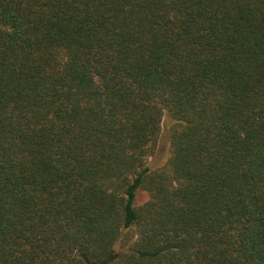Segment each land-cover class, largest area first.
<instances>
[{"label": "trees", "instance_id": "trees-1", "mask_svg": "<svg viewBox=\"0 0 264 264\" xmlns=\"http://www.w3.org/2000/svg\"><path fill=\"white\" fill-rule=\"evenodd\" d=\"M0 264H264V0H0Z\"/></svg>", "mask_w": 264, "mask_h": 264}, {"label": "rangeland", "instance_id": "rangeland-1", "mask_svg": "<svg viewBox=\"0 0 264 264\" xmlns=\"http://www.w3.org/2000/svg\"><path fill=\"white\" fill-rule=\"evenodd\" d=\"M171 125L172 120L165 116L162 124V131L157 143L155 153L148 158V165L151 168H157L166 163L170 155L171 144ZM148 198L145 191H139L137 194V202L142 203Z\"/></svg>", "mask_w": 264, "mask_h": 264}]
</instances>
